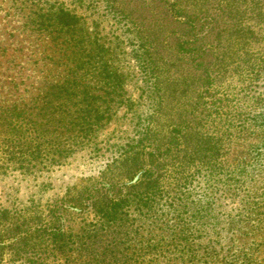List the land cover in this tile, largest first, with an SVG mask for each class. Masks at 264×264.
<instances>
[{"label":"trees","instance_id":"1","mask_svg":"<svg viewBox=\"0 0 264 264\" xmlns=\"http://www.w3.org/2000/svg\"><path fill=\"white\" fill-rule=\"evenodd\" d=\"M21 2L31 52L0 55V169L38 177L81 154L104 163L43 205L4 210L0 264L6 253L19 264H159L167 249L126 243L130 211L141 220L163 199L174 214L173 264L196 258L194 229L217 215L194 208L193 184L199 172L206 184L231 173L242 109L257 103L248 94L264 71V0ZM130 61L138 99L128 95ZM255 125L264 128V114ZM105 235L113 244L103 260L69 259Z\"/></svg>","mask_w":264,"mask_h":264},{"label":"rangeland","instance_id":"2","mask_svg":"<svg viewBox=\"0 0 264 264\" xmlns=\"http://www.w3.org/2000/svg\"><path fill=\"white\" fill-rule=\"evenodd\" d=\"M21 1L0 0V55L5 46H9V53L14 55L26 56L31 52L28 48L30 39L23 30L30 10H21ZM46 1L40 0V7L45 6ZM20 49L22 50L19 51ZM129 65L133 75L127 87L128 95L138 99L142 94L143 83L134 61H130ZM262 73L258 85L255 82L248 94L250 98L257 95V103L250 104V100H247L242 109L248 119L244 125L247 130L243 129L239 133L236 148L231 153V173L227 175V183L218 181L206 184L204 173L199 172L196 175L193 198L195 201L201 199V202L194 208L197 209L198 206L203 211L209 206L207 213L217 215V225L207 226L200 223L195 227L192 254L196 253L198 256L191 260L185 258V264L202 263L201 255L203 249L207 248L210 249L209 259L204 264H264V128L255 125L257 116L264 114V71ZM142 103V109H145L146 113L148 103L145 99H142ZM111 130L112 128L109 131ZM103 163L102 160L92 159L91 155L81 154L63 166L53 167L48 172L38 174V177L23 175L19 170L13 169L14 167L5 173V169H0L1 235L8 233L6 226L2 225L4 217L8 215L4 210L11 211V214L16 211L25 212L33 205H43L52 197L62 194L66 187L80 186L88 177L96 175ZM135 210L130 211L128 225L133 230L129 232L131 240L126 243L127 246L138 248L144 243L148 244L149 248L159 246L161 249H167L166 256L163 254L159 257V264L176 262L174 255L168 252L173 249L171 229L174 222L169 201L163 199L155 212L145 215L141 220ZM241 214L249 220L240 223ZM184 217H188V213ZM79 223L80 219H77L76 230L80 228ZM111 239V235L101 236L98 240L90 241V249L84 250L83 247V256L72 252L70 257H67L74 262L90 256L103 260L102 252L113 244ZM154 256L157 258V251ZM64 260L65 258L60 256L59 261ZM109 262L110 260L106 261ZM3 264L19 263L14 262L10 253H6Z\"/></svg>","mask_w":264,"mask_h":264}]
</instances>
